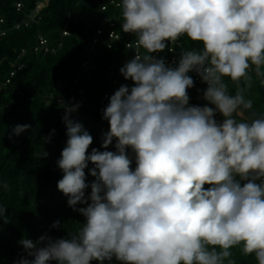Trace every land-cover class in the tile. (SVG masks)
Here are the masks:
<instances>
[{
    "label": "clouds",
    "instance_id": "1",
    "mask_svg": "<svg viewBox=\"0 0 264 264\" xmlns=\"http://www.w3.org/2000/svg\"><path fill=\"white\" fill-rule=\"evenodd\" d=\"M116 6L122 31L136 36V50L119 70L132 86L121 85L103 109L110 125L104 151L88 154L93 137L70 119L80 104H64L68 139L57 187L86 222L67 238L21 239L32 259L17 264H236L235 247L264 264V117L234 115L253 108L245 97L252 71L264 85V0H121ZM182 36L202 48L181 51L175 67L153 55L172 51L169 45ZM193 71L207 85L203 106L189 104ZM30 127L17 125L12 134ZM113 139L116 151H109ZM6 211L0 207V218Z\"/></svg>",
    "mask_w": 264,
    "mask_h": 264
},
{
    "label": "trees",
    "instance_id": "2",
    "mask_svg": "<svg viewBox=\"0 0 264 264\" xmlns=\"http://www.w3.org/2000/svg\"><path fill=\"white\" fill-rule=\"evenodd\" d=\"M16 1L0 0V18L3 19L2 26L7 29L0 36V207L7 210L0 218V264H17L22 257L32 259L18 243L21 239L35 242L42 235L53 239L67 238L86 222L83 215L67 205L68 197L57 187L63 177L57 162L68 139L63 122L64 104H80L70 119L81 123L93 137L88 154L93 148L104 151L102 143L110 125L102 118L100 107L108 105L110 96L121 85L132 86L133 82L125 80L119 70L133 58L134 52V48H127L122 41L136 39L134 34L122 31V9L109 4V0H24L20 12L16 10ZM38 1L45 3L40 20L29 27L12 30L13 22L26 18ZM104 4L107 7L101 10ZM110 21L114 22L112 27L121 41L111 40L108 47L103 41ZM98 27L102 30L100 34L96 32ZM65 29L69 34L63 36ZM38 33L47 37L52 46L61 43L57 52L34 54L28 51L22 59H17L21 48L31 50ZM94 40L96 45L91 48ZM176 42L173 52L166 48L158 52L157 58H163L167 63L175 55V67L181 51L202 48L201 43L186 36ZM140 51L144 54L143 49ZM20 61H24V66L10 76ZM224 79L229 94L235 95L236 85L229 78ZM206 87L200 85L198 91L188 90L190 105L207 103L203 99ZM199 92L202 94L200 100ZM25 124L31 127L19 135L12 134L17 125ZM50 134L49 141L45 142L44 138ZM115 143L113 139L107 150L116 151ZM127 153L134 170L135 155L130 148ZM93 167L89 162L84 170L89 185L95 179L89 174ZM4 184L8 185L7 189ZM204 187L207 189L209 185ZM90 193L88 187L85 196ZM57 220L61 227L53 228ZM231 251L230 258L236 264H258L254 254L246 256L240 247ZM92 264L99 262L93 261ZM105 264L119 262L113 259Z\"/></svg>",
    "mask_w": 264,
    "mask_h": 264
},
{
    "label": "built area",
    "instance_id": "3",
    "mask_svg": "<svg viewBox=\"0 0 264 264\" xmlns=\"http://www.w3.org/2000/svg\"><path fill=\"white\" fill-rule=\"evenodd\" d=\"M109 4H119L118 2H116L115 0H109L108 1ZM16 10L17 11H21L23 6H24V0H18L16 1ZM45 6V3L44 2H37L36 3V6L26 15V18H23L21 19L20 21H16V22H13V24L11 25V29L12 30H16V29H19L21 26L23 27H29L32 23H36L40 20V11L43 9V7ZM106 5H102L101 6V10H104L106 9ZM71 15H69L68 17H70ZM2 22H3V19L0 18V36L4 35L6 32H7V29L5 27L2 26ZM114 22L113 21H110L109 22V31H108V34H107V37L104 39L103 43H105L108 47H110V41L112 40H117V41H121V37L120 35L117 33V31L112 27V24ZM96 32L97 34H100L102 33V30L98 27L96 29ZM62 34L66 35L68 34V30L65 29L63 30ZM124 43V45L128 47L129 44L132 45L131 48H134V52H133V58L135 56V42H136V39L132 42V41H128V40H123L122 41ZM96 40H94V43L91 44V48H93L96 44ZM177 42H175L174 44H176ZM174 44H170L169 47L173 49V45ZM61 46V43H58L57 46H51L49 41L47 40V38H45L43 35L41 34H38L37 35V38H36V42L34 43V45L32 46L31 50H27L26 48H21L20 52L18 53L17 55V59H22L23 55H26V53H28V51H31L32 53H42V54H48V53H56L57 52V49ZM140 51V50H139ZM142 51H140L141 53ZM173 52V50H172ZM142 54V53H141ZM154 56H158V53H153ZM175 62H176V57L175 55L172 56L170 58L169 61H167L166 65L169 66V67H174L175 65ZM24 66V61H20L18 63V65H16V69H13L11 72H10V76H12L14 73H15V70L17 69H21L22 67ZM194 80V87L191 88V89H194L196 91L199 90V86L200 85H206L205 83H203L201 81V78L200 76L195 72L192 76H191ZM8 81V80H7ZM6 81V82H7ZM106 96V95H105ZM104 96V97H105ZM202 97V94L199 92L198 94V99L200 100ZM210 107H214V105H209ZM105 108V106H101L100 107V110L103 112V109ZM215 119L216 121L219 123V122H222V120L224 119L223 116L220 114V113H217L216 116H215Z\"/></svg>",
    "mask_w": 264,
    "mask_h": 264
},
{
    "label": "rangeland",
    "instance_id": "4",
    "mask_svg": "<svg viewBox=\"0 0 264 264\" xmlns=\"http://www.w3.org/2000/svg\"><path fill=\"white\" fill-rule=\"evenodd\" d=\"M253 76L252 86L245 92L246 99L253 101L251 110H243L240 114H234L237 120H251L257 117H264V85L261 84V78Z\"/></svg>",
    "mask_w": 264,
    "mask_h": 264
}]
</instances>
